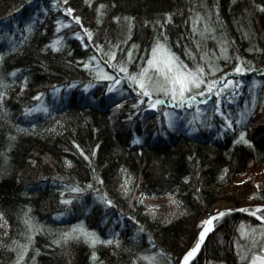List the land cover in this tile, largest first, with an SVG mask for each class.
<instances>
[{
	"label": "trees",
	"instance_id": "16d2710c",
	"mask_svg": "<svg viewBox=\"0 0 264 264\" xmlns=\"http://www.w3.org/2000/svg\"><path fill=\"white\" fill-rule=\"evenodd\" d=\"M99 4L105 7L98 24ZM56 5L53 0H0V77L7 82L3 89L7 94L0 100V264H13L16 251L9 247L13 241L27 242L26 221L33 227L22 264H132L133 257L153 251L158 264H179L195 242L191 239L198 233V217L216 201L232 203L236 209L264 204V171L254 173L264 163L260 7L264 0H92L91 5L85 0H56ZM65 7L74 10L80 24L71 21ZM196 13L204 19L197 21ZM125 18H131L130 29ZM64 20L71 23L57 32V21ZM194 22L201 31L207 25L213 32L203 37L193 33ZM84 28L104 46L103 52L84 47L87 38L82 43L71 34H83ZM57 35L64 37L63 47L42 51ZM165 36L168 48L189 67L194 65L193 56L195 63L212 62L219 70L209 78L228 72V78L258 81L255 104L252 95L238 104L250 109L242 125L222 127L214 94L191 108L166 103L158 109L141 106L138 111L132 107L134 91L108 93L107 82H96L80 66L84 61L94 63L89 60L93 55L103 57L110 45H116L114 62L120 64L128 61V49L136 45L127 62L129 70L136 71L153 42ZM221 41L227 42V59L221 55L225 47ZM237 57L242 66L254 70L230 71ZM15 69L20 70L15 76L7 75ZM90 82L93 86L85 91L83 85ZM127 86L124 81L118 87ZM42 90L53 97L48 112L21 115ZM197 107H202V116L187 121ZM165 108L176 116L172 128L165 120ZM240 131L250 144L233 143ZM137 137L139 143L133 144ZM248 174L251 178L238 180ZM185 176L190 177L188 182ZM126 179L131 189L127 196L122 193ZM72 187L84 191L66 190ZM61 193L71 203H61ZM105 193L112 205L98 199ZM169 193H175L179 207L170 203ZM80 222L100 241L119 240V246L101 242L93 246L82 236L53 243ZM241 222L246 228L261 223L249 213H226L214 221L190 264H243L236 248V243H243Z\"/></svg>",
	"mask_w": 264,
	"mask_h": 264
},
{
	"label": "snow or ice",
	"instance_id": "6c2138e0",
	"mask_svg": "<svg viewBox=\"0 0 264 264\" xmlns=\"http://www.w3.org/2000/svg\"><path fill=\"white\" fill-rule=\"evenodd\" d=\"M85 3L91 5L92 0H85ZM53 6L56 5V0H53ZM105 6L103 4H99L96 6L97 13V23L101 22L100 16L102 15V9ZM262 10H264V5L260 6ZM68 16L71 17V21H75L77 24H80V17L78 15H73L74 10L71 7H65L63 9ZM168 16V14H165ZM170 19V16L168 17ZM113 20H119V17H113ZM129 21L128 28H131V18H125ZM204 18L201 17L200 13H196V20L200 21ZM71 21H57L56 30L60 31L61 28L67 27ZM157 23H160L157 21ZM83 28V25H80ZM31 26H26V31H31ZM193 33H199L201 37L205 35L206 32H213V29L207 27L203 31H201L196 23H193ZM82 43L85 37L88 40V43H83L84 47H89L90 45L96 49L97 52H103L104 46L100 44L99 41L94 40L93 33L90 29L84 28L83 34L79 31L71 33ZM215 38V37H214ZM64 37L57 35L54 39H52L48 45L45 46V49H41L42 51L50 48L52 51H56L59 48L63 47ZM167 37H162L160 39H156L150 49V52L145 57H142V63L138 66L136 71H130L127 67V62L133 59L132 56V48H135L136 45H132V48L128 49V61L121 62L120 64L115 63L116 54L115 48L116 45H110L107 52H104L103 57H97L93 55L89 57L90 61H94V63H89L88 61H84L80 66L88 69L90 74L93 76L96 82H107V86L105 91L108 93H115L120 91H134L135 92V103L132 105L133 108H136L138 111L141 106H146L148 109H158V106H163L166 103L174 105L175 107H193L195 104L205 103L204 98L207 95L214 94L216 97L215 100V112L218 113L221 117L224 118V124L222 127L231 128L232 124L242 125L243 122L248 118V112L250 109L244 108L238 114H229L226 115L221 111L219 105L221 104L220 97L222 96H235V89L239 88V82H234L229 77L228 72H224L222 75L217 76L215 78H209L213 76L219 69L213 66L212 62L204 65L202 63H195V57L193 56V67H189L188 64L184 63L180 60L175 53H173L167 46ZM110 43V42H109ZM221 43L225 44V47L220 49L221 55L227 59V51H226V41H221ZM197 48L200 47L199 44L196 45ZM261 51L259 48L252 49L249 51ZM186 54L192 55V53L186 49ZM214 59V58H213ZM200 60H205V55L201 54ZM107 68L112 69L113 71H107ZM254 69L252 67L242 66L240 63V58L237 57V61L235 63V67L231 68L230 71L236 73H244V72H252ZM20 71L19 69L13 70V72L8 73V76H15L16 72ZM264 71V69H261ZM122 74V75H117ZM27 77H25V80ZM124 81H127V88L118 87ZM258 81H253L252 86L254 88L255 84ZM21 90L25 87L24 83L19 84ZM73 85H69L68 87H72ZM93 86L92 82L88 84H84L83 88L87 91L89 88ZM7 87V82L3 77H0V100H2L6 96L5 89ZM57 91L53 89V92ZM42 94L37 92L35 98H39ZM198 97L200 99H198ZM252 102L255 104L256 95L253 91L252 94ZM261 103L264 104V100H261ZM113 106L115 108H119L120 104L113 102ZM2 107V105H0ZM38 111L48 112V108L43 107L42 105H35L33 107H25L24 112L26 114L35 113ZM196 113L199 114L201 112L200 108L195 109ZM174 113L169 112L166 108L164 109V117L167 122L169 128L174 127V121L172 117ZM35 127V126H33ZM20 131H24V129H20ZM243 142L245 144H250V141L245 139V132L240 131L236 140L233 143ZM75 143V142H73ZM133 144L139 143V137L132 141ZM77 148L79 146L77 145ZM81 154L83 155V150H81ZM92 155H95V151L93 150ZM87 160L89 157L87 155L84 156ZM34 163V161H33ZM66 163H70V161H66ZM130 179V178H129ZM185 182L190 180L189 176L183 177ZM89 187L91 185L89 184ZM71 192H82L84 189L79 187H72L70 189H66ZM131 192V189L128 187V180L123 181L122 185V193L127 196ZM145 193H140V196H145ZM256 193H253L255 196ZM62 200L61 203L69 204L71 203V198H63V193H61ZM169 201L171 204L179 207L180 201L175 199V193L168 194ZM251 198V197H250ZM98 199H100L103 203L107 205H112L113 201L107 198V194L100 195L98 194ZM142 202V201H138ZM153 206L149 205L148 209H152ZM146 209V211L148 210ZM242 212L249 213L251 216L256 217L261 223L258 226H249L245 227L244 223L241 222V226L239 229V235L243 241V243H236V248L238 250L237 255L239 260L243 262V264H264V204H259L254 207H242L239 209ZM233 211L231 208H223L219 211H215L213 214L208 215L206 218L200 221V231L198 232V236L195 239L194 244L190 247L186 252L182 254L179 258V264H189L191 258H193L198 250L201 247L202 242L208 232H210L214 225V221L219 218L225 216L226 213ZM155 215V212L152 213ZM2 217V214H0ZM27 227L29 229V235L26 243H18L13 241L12 245L9 247L14 248L16 251V258L13 261V264H22L25 259V253L28 251V246L31 243V229L32 224L26 221ZM142 230V229H141ZM83 237L85 241H87L90 245H95L97 242H101L103 244H113L119 246V240H113L111 238L100 241L99 237L95 232L89 231L83 227V223L80 222L78 225H73L70 229L65 232H62L60 237L53 241L54 244H60L62 241L67 242L71 239H78ZM151 239V238H150ZM235 243V242H234ZM163 255V253H160ZM96 258V252H92V259ZM34 259V258H33ZM139 261H144L146 264H158V255L157 252L153 251L150 254H138L137 257H133L132 264H139Z\"/></svg>",
	"mask_w": 264,
	"mask_h": 264
},
{
	"label": "rangeland",
	"instance_id": "374dc122",
	"mask_svg": "<svg viewBox=\"0 0 264 264\" xmlns=\"http://www.w3.org/2000/svg\"><path fill=\"white\" fill-rule=\"evenodd\" d=\"M231 79L234 82H239L240 86H239V88L235 89L236 93H238L237 95H235V96H222V97H220L221 104L219 105V107H220L221 111L224 112L226 115H229V114H238L242 109H244L245 108L244 106L241 107L238 104L240 102H245L246 99L249 98V96H251L253 94V91L256 93L257 86H258L257 84H255L254 88L251 87L252 86V82L254 80L243 81V80H238V79H235V78H231ZM40 93L42 95L39 98H34V101L32 103H30L29 105H27L26 107H29L30 108V107H33L35 105H42L43 107L49 108V106L51 104V99L53 97L51 98L50 96H48L45 93V90H42ZM48 93L50 94L52 92L50 91ZM24 108H22V110L20 111V114L23 115V116H30V115H34L36 113H43V111H38V112H35V113L26 114L24 112ZM199 108L201 109L202 107H199ZM216 115L224 121V118L221 117L218 113H216ZM201 116H202V113L197 114L195 112L194 114H190L189 117H187V121H191L192 122V120L194 118L199 119ZM175 117H176L175 115L172 117V119L174 121V124H176V121L174 120ZM262 171H264V163L263 164H260L259 166H257L254 169V173L255 174L260 173ZM249 178H251V175L250 174L241 176V177L238 178V180L240 181V180H245V179H249ZM222 204L229 205L228 208H231V209H235L236 208L235 205L232 204V203L226 202L224 200H218V201H216L214 204H212L209 207L208 212L206 214L201 215V216L198 217V219H197V225L200 227L201 218H206L208 215L213 214L212 213V210H211L213 207L221 206ZM191 243H193V242H191Z\"/></svg>",
	"mask_w": 264,
	"mask_h": 264
},
{
	"label": "bare ground",
	"instance_id": "6f19581e",
	"mask_svg": "<svg viewBox=\"0 0 264 264\" xmlns=\"http://www.w3.org/2000/svg\"><path fill=\"white\" fill-rule=\"evenodd\" d=\"M238 80H242V79H238ZM254 81H256V79H253ZM243 81H245V80H243ZM229 207V205H227V204H222L221 206H216V207H213L211 210H212V213H214L215 211H219V210H221V209H223V208H228ZM229 213H231V212H229ZM211 215V214H210ZM204 218H201V220H203ZM197 238V236L196 237H194V240H193V242L195 241V239Z\"/></svg>",
	"mask_w": 264,
	"mask_h": 264
},
{
	"label": "water",
	"instance_id": "95a60500",
	"mask_svg": "<svg viewBox=\"0 0 264 264\" xmlns=\"http://www.w3.org/2000/svg\"><path fill=\"white\" fill-rule=\"evenodd\" d=\"M242 208V207H241ZM241 208H235V209H233V211H231V213L232 212H236V211H240L239 209H241ZM241 212V211H240ZM200 231V227H199V229H198V232ZM197 236H198V233H197ZM193 240H194V237L191 239V242H193ZM203 243V242H202ZM202 245V244H201ZM201 248V247H200ZM200 250V249H199ZM199 250H198V252H199ZM198 252L196 253V255L193 257V258H191L190 259V261H189V264L195 259V257L197 256V254H198Z\"/></svg>",
	"mask_w": 264,
	"mask_h": 264
}]
</instances>
